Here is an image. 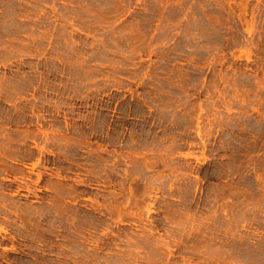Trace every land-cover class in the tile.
<instances>
[{
    "label": "rangeland",
    "instance_id": "374dc122",
    "mask_svg": "<svg viewBox=\"0 0 264 264\" xmlns=\"http://www.w3.org/2000/svg\"><path fill=\"white\" fill-rule=\"evenodd\" d=\"M258 263L264 0H0V264Z\"/></svg>",
    "mask_w": 264,
    "mask_h": 264
},
{
    "label": "bare ground",
    "instance_id": "6f19581e",
    "mask_svg": "<svg viewBox=\"0 0 264 264\" xmlns=\"http://www.w3.org/2000/svg\"><path fill=\"white\" fill-rule=\"evenodd\" d=\"M258 252H259V251H258ZM260 253H262V252L260 251ZM262 254H263V253H262ZM262 254H261V255H262ZM260 258H261V257H260ZM259 263H260V262H259ZM259 263H258V264H259Z\"/></svg>",
    "mask_w": 264,
    "mask_h": 264
}]
</instances>
